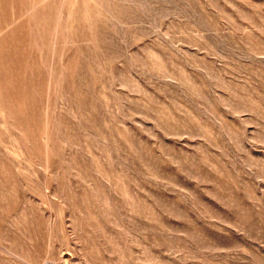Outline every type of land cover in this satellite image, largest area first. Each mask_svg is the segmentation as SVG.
<instances>
[{
    "label": "rangeland",
    "instance_id": "obj_1",
    "mask_svg": "<svg viewBox=\"0 0 264 264\" xmlns=\"http://www.w3.org/2000/svg\"><path fill=\"white\" fill-rule=\"evenodd\" d=\"M0 264H264V0H0Z\"/></svg>",
    "mask_w": 264,
    "mask_h": 264
}]
</instances>
